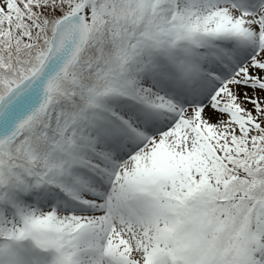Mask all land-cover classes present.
<instances>
[{
    "label": "snow or ice",
    "instance_id": "1",
    "mask_svg": "<svg viewBox=\"0 0 264 264\" xmlns=\"http://www.w3.org/2000/svg\"><path fill=\"white\" fill-rule=\"evenodd\" d=\"M0 264H264V0H0Z\"/></svg>",
    "mask_w": 264,
    "mask_h": 264
}]
</instances>
